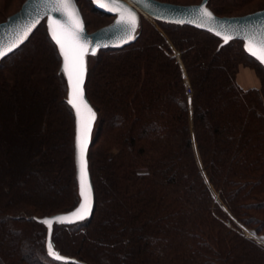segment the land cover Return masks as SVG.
<instances>
[{
  "label": "trees",
  "instance_id": "16d2710c",
  "mask_svg": "<svg viewBox=\"0 0 264 264\" xmlns=\"http://www.w3.org/2000/svg\"><path fill=\"white\" fill-rule=\"evenodd\" d=\"M207 7L234 16L212 0ZM155 22L167 37L143 29L124 47L86 56L85 92L97 112L87 152L94 209L54 225L52 241L83 264H264V246L236 224L264 237V66L239 39L221 44L191 25ZM40 24L58 89L35 87L30 37L0 60V70L13 64L12 81L0 74V264H82L47 254L39 220L79 200L74 115L56 45ZM244 59L261 70L258 87L238 83ZM52 103L65 114L52 113Z\"/></svg>",
  "mask_w": 264,
  "mask_h": 264
},
{
  "label": "water",
  "instance_id": "95a60500",
  "mask_svg": "<svg viewBox=\"0 0 264 264\" xmlns=\"http://www.w3.org/2000/svg\"><path fill=\"white\" fill-rule=\"evenodd\" d=\"M90 1L92 5L99 11L113 16V20L110 23L103 25L93 31H87L83 24V18L79 6L77 5L76 0H74L75 10L77 11L83 26V31L76 33L77 42L80 45L87 46V51L85 52L83 57V98L95 113V119L92 120L91 126L87 132V142L85 146V181L86 184L90 187V210L83 219H77L73 215L74 213L79 211L81 204L84 203V198L81 195V173L78 150L79 117L77 115L76 108L73 106V104L69 103V100L71 99V85L67 74L63 71L64 58L61 54L59 45L53 38L51 27L53 25V21H59V23L63 25L69 33L75 30L72 27L71 21L68 19L67 15L62 11H57L54 9L52 0H24L20 8L16 12L6 17L4 21L0 22V52L4 53L3 56H0V60L16 50L23 43H25L30 35L34 32V30L38 27V25L42 22H44L46 26V30L50 39L56 45L60 57V71H62L65 77L67 86L66 102L71 107L74 115V166L79 200L76 205L69 210L58 212L40 218L39 220L42 221L47 228L45 241L47 254L51 258L59 261L76 263L82 262L74 257L61 253L60 250L56 247V245L52 241V231L54 225H72L89 219L92 216L94 209V192L89 173L87 152L91 143L92 132L97 119V112L92 107L85 92V81L87 74L86 56L96 54L100 49L121 48L134 42L141 32L142 17H149L148 19H152L154 21L157 20L187 24L195 28L208 31L222 38L221 44H225L233 39H239L242 41L243 49L245 50V52L258 60L264 66V62H262L257 58V56H254L247 50L249 39H252L254 50H258L260 47V41L262 39L260 33L264 31V8L243 15L219 16L214 14L207 7V0H201L196 4H178L161 0H117V2L121 5V7L118 9L112 7V0ZM203 9H206L212 14L211 19L203 16ZM129 12L133 13L136 17V27L134 30H131L127 24L121 21V16L123 15L126 17ZM218 32L220 33V35H217ZM225 35L232 38L225 42L223 38ZM129 36H131V39L129 38ZM215 196L217 197V195ZM50 244L56 255L49 254Z\"/></svg>",
  "mask_w": 264,
  "mask_h": 264
},
{
  "label": "rangeland",
  "instance_id": "374dc122",
  "mask_svg": "<svg viewBox=\"0 0 264 264\" xmlns=\"http://www.w3.org/2000/svg\"><path fill=\"white\" fill-rule=\"evenodd\" d=\"M24 0H0V22L4 21L6 19V17H8L9 15L13 14L14 12H16L22 2ZM162 1H169V2H175L178 4H196L199 0H162ZM238 1V6L235 3L236 0H212V3L218 8L221 9V12L224 14H243L246 13L248 11H252L256 8L261 7L262 5H264V0H237ZM79 4L81 5V10L84 13V17L88 22V30L87 31H93L97 28H99L101 25L109 22L113 16H101L98 17L97 14H95L92 10H91V5L89 3L88 0H78ZM237 7L238 10H235V8ZM226 10V11H225ZM155 28H157L165 37H167L163 31L162 28H160V26L152 19H148V18H144L141 24V32L140 35L142 33V30L144 29L145 31V35L146 34H150L151 31H154ZM139 35V36H140ZM138 36V38H139ZM31 38V42L28 44L27 47H25V49L27 50L28 54L30 55V59H32L31 63V73L32 75V80L33 83L35 85V87H43V91L45 90V92L47 93L46 95H50V90H52V86L56 85V89H58L57 85L59 84V80L56 79V59H54V53L53 51L48 50V42L45 39L44 33H43V27L41 24L38 25V27L34 30V32L30 35ZM137 38V39H138ZM53 53V54H52ZM177 54V53H176ZM29 60V59H27ZM30 65V63L28 62V66ZM8 66V65H7ZM13 66V64H12ZM12 66H9V68H3V70H0V74H3L4 76L6 75V77L12 81L13 79V73H12ZM104 67V66H103ZM102 67V61H95V69H101ZM241 68H246L245 71L250 70L253 74L254 80H252V82H250L249 85H255L252 87H258L261 83H262V72L261 70H258L255 67L254 62H252L251 60L248 59H244L239 70ZM256 68V69H255ZM238 70V72H239ZM238 74V73H237ZM53 76V77H51ZM186 79V83H188V79L187 77ZM52 80V81H51ZM51 85V86H50ZM50 87V90H49ZM51 97V96H50ZM53 98V97H52ZM50 101V100H49ZM52 113L56 114L57 111H59L60 114H65V108L64 110H61V108L59 107L60 104H53L52 103ZM32 113V112H31ZM29 113L28 116V120L27 123L33 124L31 127L32 129H34V125H35V118H34V114ZM68 114V112H67ZM18 116V115H17ZM19 118V116H18ZM69 124H71V118L69 116ZM24 123V122H23ZM32 131L29 132V135ZM63 137V136H62ZM215 193V192H214ZM215 195H217L216 199H218V194L215 193ZM236 224L240 226L243 234L245 236L251 237L254 240H256L258 243L262 244L264 246V237L261 234H257L256 232H254L253 229H249L243 225H241L239 222L236 221ZM255 225V224H252ZM264 230V227L261 229Z\"/></svg>",
  "mask_w": 264,
  "mask_h": 264
},
{
  "label": "snow or ice",
  "instance_id": "6c2138e0",
  "mask_svg": "<svg viewBox=\"0 0 264 264\" xmlns=\"http://www.w3.org/2000/svg\"><path fill=\"white\" fill-rule=\"evenodd\" d=\"M54 4V9L57 11H62L67 15L68 19L71 21L72 27L75 31L69 33L59 21H53L51 27V32L56 43L60 47L61 54L64 58L63 71L67 74L70 85H71V99L69 103L77 110V115L79 117V129H78V150H79V163H80V173H81V195L84 198V203L81 204L78 212L73 215L77 219H83L90 210L89 193L90 187L85 181V146L87 142V132L91 126L92 120L95 119V113L84 101L83 98V77H84V54L87 51L86 45H80L77 42L76 33L83 31L82 22L79 18L77 11L75 10L74 0H52ZM103 6V5H101ZM113 8H120L121 5L117 0H112ZM204 17L208 19L212 18V14L206 9L202 10ZM121 21L127 24L131 30L136 27V17L133 13L129 12L128 15L121 16ZM217 35H220L218 32ZM262 39L260 41V47L258 50H254L252 39L248 40L247 50L254 56H257L262 62H264V31L260 33ZM131 39V36H129ZM225 42L230 40L232 37L225 35ZM4 53L0 52V56ZM83 110V111H82ZM64 219V218H61ZM49 254L56 255L51 244L49 245Z\"/></svg>",
  "mask_w": 264,
  "mask_h": 264
},
{
  "label": "crops",
  "instance_id": "0c3cea01",
  "mask_svg": "<svg viewBox=\"0 0 264 264\" xmlns=\"http://www.w3.org/2000/svg\"><path fill=\"white\" fill-rule=\"evenodd\" d=\"M244 70H246V68H241L237 74V81L240 84V86L243 88L255 86V85H249L250 82L254 80L252 72L250 70L244 72Z\"/></svg>",
  "mask_w": 264,
  "mask_h": 264
},
{
  "label": "built area",
  "instance_id": "2783aa9c",
  "mask_svg": "<svg viewBox=\"0 0 264 264\" xmlns=\"http://www.w3.org/2000/svg\"><path fill=\"white\" fill-rule=\"evenodd\" d=\"M187 89H188V92H190L188 87H187Z\"/></svg>",
  "mask_w": 264,
  "mask_h": 264
},
{
  "label": "bare ground",
  "instance_id": "6f19581e",
  "mask_svg": "<svg viewBox=\"0 0 264 264\" xmlns=\"http://www.w3.org/2000/svg\"><path fill=\"white\" fill-rule=\"evenodd\" d=\"M149 18V17H148Z\"/></svg>",
  "mask_w": 264,
  "mask_h": 264
}]
</instances>
